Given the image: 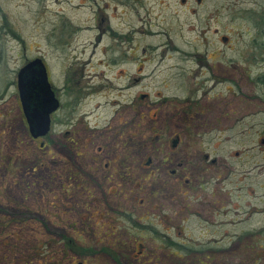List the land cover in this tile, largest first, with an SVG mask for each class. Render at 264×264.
Wrapping results in <instances>:
<instances>
[{"label": "rangeland", "instance_id": "rangeland-1", "mask_svg": "<svg viewBox=\"0 0 264 264\" xmlns=\"http://www.w3.org/2000/svg\"><path fill=\"white\" fill-rule=\"evenodd\" d=\"M125 1L133 2L0 0V264H264L258 129L202 133L200 148L220 161L196 158L187 211L174 207L171 182L144 176L145 148L160 146L152 134L162 123L145 103L188 95L189 79L167 70L177 58L166 45L189 50L195 32L187 11L174 17V0H141L149 18L124 13ZM254 7L264 18V0ZM100 16L106 30L97 42ZM34 57L51 67L62 102L51 154L19 110L17 71ZM98 145L106 149L99 155ZM113 159L112 173L101 168Z\"/></svg>", "mask_w": 264, "mask_h": 264}, {"label": "flooded vegetation", "instance_id": "flooded-vegetation-1", "mask_svg": "<svg viewBox=\"0 0 264 264\" xmlns=\"http://www.w3.org/2000/svg\"><path fill=\"white\" fill-rule=\"evenodd\" d=\"M254 3L255 0H174L173 2L174 17L184 10L190 15L191 30L195 32V37L189 50H185L184 45L169 43L166 45L167 49L174 52L177 58L171 64L169 63L167 70L178 78L189 79V93L178 99L175 96L167 98L159 93L161 100L157 105L153 102L145 103L148 115L149 111L153 110L149 119L155 120L154 115L158 117V121L161 119L162 123L155 130L153 129L152 134V137L156 139L154 144L160 142V146L153 145L150 151L147 147L145 148L141 167L145 169L144 176L147 178L161 180L163 184L169 181L177 187L179 191L177 194L180 196L174 197L173 195L172 200L179 212L187 211L191 207V191L194 189V181L198 178L196 172L193 171L196 169L194 163L196 158L204 163L220 161L216 157L209 158L208 153L200 148L203 140L201 139L202 133L226 132L236 125H239L243 131L245 129L243 125L247 123L251 126L248 129L255 128L260 132L258 152L263 151L264 153V18L256 10ZM123 4L129 8V11L124 13L131 14L133 11L139 16V10L142 9L145 11L146 18H149L148 2L145 4L141 0H133L131 3L125 1ZM239 20L249 25L244 33L234 30L233 22ZM102 21L104 17L100 16L97 26L99 30L97 42L106 30L101 26ZM110 31L112 35L116 33L113 30ZM229 33L234 35L232 39L229 38ZM128 40H132L131 35L127 36L126 41ZM141 50L146 51V46L143 45ZM43 62L48 81L59 102L56 110L50 114V125L45 135L34 137L29 131L19 99L17 76L16 89L20 104L19 110L27 124L26 128L31 139L39 141L38 147L46 146L47 152L51 154L48 141L50 143L52 141L47 138L50 136L55 114L62 108V102L53 85L51 67L44 60ZM110 62L127 63L123 58L119 60L112 58ZM158 62L163 63L164 61ZM128 78L132 79V77ZM138 79L134 77L132 82ZM165 82L163 81L164 84ZM141 97L148 98V95L143 93ZM251 120H253L252 123H249ZM97 148V155L102 150V153L106 151L103 145H98ZM125 153L128 152L125 151ZM52 158L50 157L54 163ZM124 160L127 158L124 157ZM113 162L115 159L112 162L105 161L100 166L102 169L110 168L109 172L112 173ZM201 176L204 180L211 177L210 175ZM182 188L183 193H181ZM117 191L107 190L111 195ZM160 197L164 198L162 195ZM140 201L142 204L145 201L149 202L148 197ZM139 244L141 246V243Z\"/></svg>", "mask_w": 264, "mask_h": 264}, {"label": "water", "instance_id": "water-1", "mask_svg": "<svg viewBox=\"0 0 264 264\" xmlns=\"http://www.w3.org/2000/svg\"><path fill=\"white\" fill-rule=\"evenodd\" d=\"M17 86L29 131L34 137L45 135L50 125V114L59 102L40 57L29 60L18 70Z\"/></svg>", "mask_w": 264, "mask_h": 264}]
</instances>
